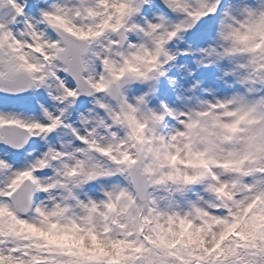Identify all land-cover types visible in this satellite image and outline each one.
Returning a JSON list of instances; mask_svg holds the SVG:
<instances>
[{"label": "snow or ice", "instance_id": "1", "mask_svg": "<svg viewBox=\"0 0 264 264\" xmlns=\"http://www.w3.org/2000/svg\"><path fill=\"white\" fill-rule=\"evenodd\" d=\"M0 107V264H264V0H0Z\"/></svg>", "mask_w": 264, "mask_h": 264}, {"label": "rangeland", "instance_id": "2", "mask_svg": "<svg viewBox=\"0 0 264 264\" xmlns=\"http://www.w3.org/2000/svg\"><path fill=\"white\" fill-rule=\"evenodd\" d=\"M28 108V100L25 98H21L19 100L12 101V107L7 109L8 111H16V112H26ZM2 107H0V111H4ZM77 144H79V141H76ZM4 149V145H0V156H4L5 158L20 161L21 157L19 154H7L5 151H2ZM19 167H23V164H19Z\"/></svg>", "mask_w": 264, "mask_h": 264}]
</instances>
